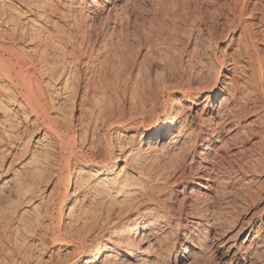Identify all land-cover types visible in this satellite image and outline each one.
Instances as JSON below:
<instances>
[{
	"label": "bare ground",
	"instance_id": "6f19581e",
	"mask_svg": "<svg viewBox=\"0 0 264 264\" xmlns=\"http://www.w3.org/2000/svg\"><path fill=\"white\" fill-rule=\"evenodd\" d=\"M118 1L0 0V160L12 151L7 168L18 162L19 172L0 202L2 263L29 261L34 247L43 253L71 248L70 264L176 263L195 250L205 251L208 231L227 227L231 206L224 200L225 178L219 177L224 170L232 179L237 171L251 174L240 183L243 198L253 201L261 195L253 191L263 186L264 153L258 150L255 164L236 163V170L222 163V155L219 166L214 162L215 151L227 146V124L244 117L250 104L262 111L254 116L260 128L253 143L264 150V0L251 5L225 0L232 19L223 37L233 32L236 21L243 26L235 47L227 54V43L215 65L206 61L210 53L195 51L185 61L190 77L172 68L180 81L166 87L162 100L155 91L157 70L147 79L140 68L116 72L121 45L109 42L99 26L122 21ZM88 27L96 33L95 47L91 33H85ZM193 82L199 88L192 89ZM107 94L117 100H103ZM125 96L131 100H118ZM76 100L80 112L73 117ZM124 106L129 118H115ZM120 132L131 135L112 142ZM180 165L189 170V186L212 190L216 212L206 206L211 197H199L188 187L179 192L177 207L167 204L170 195H160L174 184L170 177ZM199 180H216L215 188ZM255 181L258 186L252 187ZM183 230H188L184 241L166 245L167 234ZM238 233L246 234L248 245L225 243L230 262H264V223ZM52 257L51 252L49 262H55Z\"/></svg>",
	"mask_w": 264,
	"mask_h": 264
},
{
	"label": "rangeland",
	"instance_id": "374dc122",
	"mask_svg": "<svg viewBox=\"0 0 264 264\" xmlns=\"http://www.w3.org/2000/svg\"><path fill=\"white\" fill-rule=\"evenodd\" d=\"M118 2H117L119 8L118 11L122 16V21L119 23L116 22L115 24L105 23V25H103L102 27L99 26L100 27L99 29L102 32L107 31V33H103L102 35L109 42L110 41L117 42L121 45L119 55L117 59H115V62H117L118 64L115 67L116 72L119 71L122 75H125L128 74V72L132 69L140 68L141 73L143 74L142 76H144L145 79H147L148 76H151L153 70H157L161 75L157 79L158 80L157 81L158 83H156L157 86L155 84V87H157L155 91H157L156 94L158 100H160V97L161 100L162 97H165L166 93L168 92L167 88L175 86V84L180 81L179 77L174 78L175 76L172 73L175 66H176L175 69H177L179 73L182 71V73H180L182 77H184L185 79L186 77L188 78V76L190 77V72H189L190 66L189 64H187V62L189 61L188 57L189 59L192 58V56H194L195 54V51H197L196 53H198V55L199 53L208 52L210 53L209 54L210 56L206 58V61L208 60L207 62L209 64L214 63L217 59L216 56L222 51V49L226 46L227 43H229V48H227L225 52L227 54L231 52V50L235 47L237 43L236 37L240 33V30H242L243 28V26H241L240 23L239 25L238 22L235 20L236 21L235 24L237 25L234 27L233 32L227 33V36L223 37L226 34V30H227L226 24L228 18L229 20L232 19L231 13L228 12L229 10H227V7L224 6L225 0H121ZM247 3L248 5H251L252 0H248ZM85 29H86L85 33L87 35L91 33L90 45L93 44L92 46L95 47L96 46L95 41L97 39L95 40L96 36L94 35L96 33L95 32L93 33L94 30L92 28L90 29L88 27ZM215 37L217 38L216 46L213 44V40L215 39ZM259 47L262 46L259 45ZM203 49L206 50L204 51ZM186 58L187 60H185ZM244 59L245 58H241L239 62L245 68L246 63ZM215 64L216 62L213 65ZM166 65L169 66L167 67ZM172 65L173 67H171ZM182 67L184 68L183 70ZM228 73H230V71L225 72V74ZM243 73L244 74L247 73V70H245V72ZM244 74H242L241 77H243ZM123 85L124 83L121 81L120 93H122ZM197 87L199 88L198 84L196 82H193L192 89L195 88L197 89ZM174 95L179 96L178 93H175ZM112 96L113 95L107 94L106 96L103 97V100H109L110 98H111L110 100H117L115 99V97L112 98ZM120 96H122V94ZM118 100H131V99L125 96V98L123 99L119 97ZM77 102L79 101L76 100V106L73 111V117H77L78 113L80 112L79 107L77 106ZM202 105L199 107V109L203 108ZM250 105L247 106V111L245 112L246 114L244 113V117L240 118L239 120H237L236 118L235 123L231 122L227 124L226 127L230 129L226 137H229V139L225 138L227 146L224 148V150L215 151L216 149L213 148V150L218 155L215 157L216 160L214 159L215 160L214 163L216 164V166H219L220 163L225 159L222 163L225 166L230 165L233 169L236 170L237 164H241L244 161L250 164L254 161L253 164H255L256 161L255 158H258V155H260L258 150L261 151L260 153H264V150L261 149L262 147L259 146L260 148L258 149L257 147L254 146L255 143H253V141L255 142L257 138L255 131H257L260 128V123L255 121L254 116H261L262 111L259 109H258L259 111L257 109H256L257 111L253 110V108L250 107ZM124 109H125L124 111H120L121 113L119 112L118 114H116L115 118L118 117L129 118L128 106H124ZM147 116L150 117L149 115ZM236 122L237 125L234 126L233 124H236ZM233 126L236 129V131H238V133L235 136H233L234 133H232L234 129ZM240 130H244V131L240 132ZM130 135H131L130 133L120 132L118 134L111 136V140L112 142H114L115 140L126 141V139ZM36 136L38 137L39 134L38 133L34 134V138H36ZM230 139H233V141H231ZM212 141L213 140L211 139V142ZM17 149H18L17 146L13 147V152L14 151L17 152ZM10 152L6 154L8 157L5 156V159L0 160V198H1L0 202L4 201L5 198L11 193L12 190L11 188L14 184V178L15 177L17 178L18 177L17 174L19 173L18 172L16 174L15 171V169H17L18 167V162L11 163L12 165H10V170L9 168H7L8 163L12 159L11 156H9ZM221 155L222 158L224 157L223 160L217 159ZM216 166L214 165V167ZM187 170L188 168L180 165V167L176 170V172L171 176L172 178L170 177V180L174 182V184L172 186L164 188V190H162L160 195L163 197H168L170 195L169 196L170 202H168L167 204H172L174 207H177L179 205V199L182 196V194H179V192L183 189V187H188L190 191L194 192L195 195L196 194L197 196L200 195L199 197H201V195L203 194L207 195L206 196L207 198L211 197L212 199L209 200V203L206 206H208L211 209V211L212 209L213 211L217 210L218 204L213 197L214 193L210 192L212 190L210 191L204 190L201 188L200 185L189 186L188 179L190 173L189 170L188 171ZM14 172L16 176H14ZM226 172L227 171L224 170L223 174L219 175V177L221 176L225 178V182H226L225 188L227 190V193L224 197V200L226 202L228 201L227 202L228 208H230L231 206L229 214L227 215V227L225 228V230L220 232L218 228L217 229L214 228L207 232V236L205 237V243L206 246L207 245L208 246L207 248L204 249L205 251L195 250L194 251L195 253L193 252L192 254H190L186 260L177 261L176 263L163 261L164 264L165 263L234 264V262H230L231 253L230 252L225 253V249H224V245H226L225 243L227 242L230 243L232 241H235L239 244L242 242L244 243L243 245L245 247L246 245H248L247 236L246 234H239L238 231L241 232L242 230L247 229V227L254 222L257 223V225L259 222L264 223V193H263L264 182H262L263 186L253 191V193L258 192L259 194H261L260 197H256L259 199L255 198L256 200L254 199L253 201L252 200L249 201L248 199H245L240 195L244 189V187L240 183H243V180L245 178L246 179L250 178L251 174L249 173L246 176L237 171L238 177L232 179V176L229 177V175H227ZM261 180H263V178H261L260 181ZM215 181L211 183H205L204 181L199 180V184L201 185L207 184L206 186H208L209 188L211 187L210 189H213L215 188L216 185ZM253 183L254 184H252V187L258 186L256 181ZM240 185L242 188L238 187ZM252 187L251 189H253ZM259 190L262 193H260ZM245 200L247 203L245 202ZM223 206L222 208H225ZM242 233H244V231ZM174 234L175 233L172 232V234L166 235L168 237L166 240L167 246L169 243L177 245L178 243L184 241L185 237L188 235V230H183L181 232H178L175 234L176 236ZM250 239L251 238H249V240ZM221 244H223V248L219 247ZM170 245L171 244H169V246ZM50 249H48L49 251L47 250L46 252L43 253L40 252L39 248L34 247L31 250L32 256H29L32 257V259H29L30 262L27 259L25 262H19V263L15 262V263L16 264H21V263L22 264L25 263L26 264H56L57 260L59 264L60 261L63 264H67V262L68 264L71 263L69 262L71 260V257H68L67 260V255L72 254L71 248L57 247ZM50 251L52 252V256H53L52 257L53 259L51 260L52 261L55 260V262L54 261L49 262L50 260L48 256L51 253ZM250 252L253 253L255 252V250L252 248ZM171 253L174 254V252ZM55 255L57 260L55 258ZM58 258L61 260L59 261ZM38 259L41 261L36 262ZM15 263L13 262V264ZM236 263L264 264V262H257L255 260L246 263L242 261H238ZM0 264H5V263L0 262Z\"/></svg>",
	"mask_w": 264,
	"mask_h": 264
}]
</instances>
